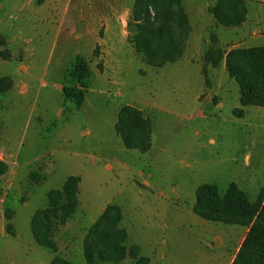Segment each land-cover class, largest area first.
<instances>
[{
	"label": "rangeland",
	"instance_id": "obj_1",
	"mask_svg": "<svg viewBox=\"0 0 264 264\" xmlns=\"http://www.w3.org/2000/svg\"><path fill=\"white\" fill-rule=\"evenodd\" d=\"M92 1L0 0V73L15 79L0 95V137L20 143L16 148L0 141V264H38V254L44 261L55 254L34 241L30 220L48 205L47 192L70 175L79 177L77 206L52 235L71 262L85 263L87 230L110 203L120 207L125 242L139 244L142 256L155 251L154 264L229 262L245 227L203 219L191 204L202 183L223 193L235 182L256 198L264 187V106H245L241 117L234 115L241 107L238 84L223 70V59L213 67L204 52L264 46V4L242 0L244 20L223 26L209 10L217 0H181L201 33V45L195 34L188 41L189 51L200 48L203 60L205 88L196 100L203 86L197 54L186 66L153 67L125 46L116 67L104 61L109 56L95 42L105 30L91 16L107 9ZM78 55L89 77L76 107L62 87L73 84L67 70ZM126 104L151 119L152 147L144 152L126 149L114 130ZM7 208L11 218H4L3 231ZM105 264L135 262L126 257Z\"/></svg>",
	"mask_w": 264,
	"mask_h": 264
},
{
	"label": "trees",
	"instance_id": "obj_2",
	"mask_svg": "<svg viewBox=\"0 0 264 264\" xmlns=\"http://www.w3.org/2000/svg\"><path fill=\"white\" fill-rule=\"evenodd\" d=\"M209 10L223 26L240 24L245 18L242 0H217ZM127 28L134 52L153 67L181 57L190 29L181 0H134ZM222 59L226 73L238 84L241 107L233 109L234 115L241 117L245 106H264V46L228 50L213 48L204 52V61L213 67ZM67 76L73 84L62 87L63 96L79 107L89 77L81 56L75 57ZM12 84L9 76H0V95ZM114 130L126 149L144 152L150 147L151 119L135 106L126 104L118 109ZM4 170L5 167L0 169V173ZM78 184V176H68L60 189L47 192L48 205L31 216L34 241L56 253L48 264H74L57 253V243L52 234L56 224L63 225L74 213ZM192 211L206 220L248 227L230 264H264V187L254 200H250L235 182H230L223 193L214 183H202L195 189ZM4 218H11L10 209L4 210ZM121 219L120 207L110 203L88 228L82 250L86 264L116 263L126 257L132 258L135 264H148V257L138 256V245H125L127 231L119 225ZM5 229L12 233L8 222Z\"/></svg>",
	"mask_w": 264,
	"mask_h": 264
},
{
	"label": "crops",
	"instance_id": "obj_3",
	"mask_svg": "<svg viewBox=\"0 0 264 264\" xmlns=\"http://www.w3.org/2000/svg\"><path fill=\"white\" fill-rule=\"evenodd\" d=\"M8 2L11 4V0H8ZM92 2H95V3L96 2L97 3H103L105 5V8L107 9L105 13H98V14H95L93 17L91 16V19H93L95 21L98 20L100 27L103 26L104 27V30H105L104 37L103 38L98 37V39H96L95 44L100 45L101 46V51H104L105 52V55L106 56H109V59L104 60V61L110 63L109 65H114V67H116L117 66V63L119 62L120 53H121L122 49L125 46L126 47L127 46H130L131 47V52L133 54H136L134 52V49H133L132 44L130 45L128 43V41H127L128 31L126 30L127 20L130 17V15H131V9H132V5H133L134 0H117V2L115 1L119 5L117 7H114L112 5L114 3V0H93ZM8 11H6L5 14ZM185 12L187 14V18H188V23H189L190 29H189V32H188V35H187V39H186V42H185V46H184L183 53H182L181 57L178 58L174 62L175 63H180L181 62L183 65L186 66V65H188V64L191 63V61L193 59L192 57H194V54H197V56L195 55L196 56V61L194 60L196 64L195 63H193V64L196 65L199 74L203 77V86L198 90V92L195 94V97H194L197 100L198 97H199V95L201 93H203L204 88H205V78H204V75H203V73L201 71L202 64H203V60H202V53H201L200 48H198L197 50H195L196 47L193 48L194 47L193 46L192 49L189 51V45H190L189 44L190 43L189 40L191 38H193V35L195 34L194 36H197L198 37V39H196L197 42H198V45L199 44L201 45V43H202L201 37H200L201 36V33L200 32H196L197 30L195 29V25H194V23L191 21V19L189 17V13L186 10H185ZM77 35L78 36H81L80 34H77ZM188 41H189V43H188ZM222 68H223V70H225L224 61L222 63ZM4 75H7V74L0 73V76H4ZM7 76H9L12 79V82H13L12 87H14L15 86V79H14L13 75L12 76L7 75ZM20 93H25V91H22L21 90ZM207 97L208 96L205 95L204 99H206ZM0 104H1V101H0ZM1 134H2V132L0 131V135ZM0 138H3L0 141L3 142L4 145H6V146L8 145L9 147L20 148V143H17V141L15 139L12 140V141H10V140L8 141V138L7 137H5L6 139L4 137H0ZM151 147H152V140H151V144H150V148ZM4 172H2V173H4ZM107 205L108 204H106V206ZM1 220H2L3 231H4V212L1 213ZM68 223H69V219L64 223V225H67ZM119 225H120V223H119ZM244 227H245L244 232H240V233H243L242 234L243 236H241V241L243 240V238H244V236H245V234H246V232L248 230V227H246V226H244ZM128 235H129V233L127 231V237H128ZM132 244L138 245V247H139L138 256H142L140 254V246H139V244H137L134 241L130 242L129 244H127L125 242V245L127 247H129ZM57 247H58V252L57 253L58 254L59 253H62L59 250L58 244H57ZM154 252L151 251V250H149V253L146 254V255H144L145 257H148V259H149L148 264H154V262H153V253ZM55 254L53 256H51L46 261H44V258L41 257L40 254H38V256H39V258H38V260H39L38 264H48L51 261V259L55 256ZM70 254H68V253L67 254H64L63 257L66 258V255H70ZM233 258H234V256L229 260V262H225L224 261L222 264H230L231 261L233 260ZM125 259L126 258H124L120 262H116V263H122L123 261H125ZM213 260H215V261H212L211 264H217L218 263V258L217 259H213ZM105 263H111V262H102L100 264H105ZM84 264H86V263H84Z\"/></svg>",
	"mask_w": 264,
	"mask_h": 264
},
{
	"label": "built area",
	"instance_id": "obj_4",
	"mask_svg": "<svg viewBox=\"0 0 264 264\" xmlns=\"http://www.w3.org/2000/svg\"><path fill=\"white\" fill-rule=\"evenodd\" d=\"M251 1H257L264 4V0H251Z\"/></svg>",
	"mask_w": 264,
	"mask_h": 264
},
{
	"label": "water",
	"instance_id": "obj_5",
	"mask_svg": "<svg viewBox=\"0 0 264 264\" xmlns=\"http://www.w3.org/2000/svg\"><path fill=\"white\" fill-rule=\"evenodd\" d=\"M191 205H193V204H191Z\"/></svg>",
	"mask_w": 264,
	"mask_h": 264
}]
</instances>
